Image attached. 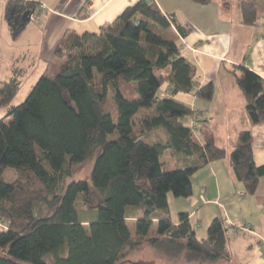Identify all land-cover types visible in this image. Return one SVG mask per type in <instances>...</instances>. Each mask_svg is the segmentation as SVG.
I'll return each mask as SVG.
<instances>
[{
  "label": "trees",
  "instance_id": "1",
  "mask_svg": "<svg viewBox=\"0 0 264 264\" xmlns=\"http://www.w3.org/2000/svg\"><path fill=\"white\" fill-rule=\"evenodd\" d=\"M258 1L238 0L242 23L256 24ZM220 4L230 7L229 0ZM36 6L35 0L6 1L13 36L28 21L23 14ZM188 32L173 13L138 0L96 32L65 34L21 103L8 105L20 85L16 75L2 81L0 264H123L145 244L199 264L231 258L233 226L223 218L213 217L203 238L186 211L170 218L168 193L188 198L192 175L212 161L228 157L248 194L264 175V164L253 160L248 129L227 149L214 133L218 126L176 97L193 92L208 101L214 94L213 83L200 85L196 66L181 52L178 39ZM229 69L249 120L264 122V78L242 64ZM196 123L203 124V140L195 136ZM168 149L183 153L186 165L167 170L161 158ZM87 161L89 177L70 180ZM7 168L14 170L11 182L2 179ZM129 206L142 216L129 214ZM77 207L95 208V219L81 221Z\"/></svg>",
  "mask_w": 264,
  "mask_h": 264
},
{
  "label": "crops",
  "instance_id": "2",
  "mask_svg": "<svg viewBox=\"0 0 264 264\" xmlns=\"http://www.w3.org/2000/svg\"><path fill=\"white\" fill-rule=\"evenodd\" d=\"M1 1L5 20L7 0ZM35 1L37 6L19 35L13 36L5 22L11 38L14 41L26 38L27 45L35 47L33 57L45 63L46 68L47 61L65 34L96 32L112 24L127 6L138 0ZM152 1L163 12L173 13L189 28L188 34L178 39L181 52L196 66L197 82L200 85L212 82L214 85L213 97L208 100L210 104L196 98L193 92L180 93L176 97L218 126L214 133L222 138L227 149L236 142L239 131L248 129L252 136L253 160L257 165H263L264 122L253 124L249 120L243 96L229 68L242 64L264 78V0L257 2L255 25L241 22L237 4L234 8L231 0L228 10L221 7L220 0H211L205 5L191 0ZM214 106L221 119L216 117ZM202 125L196 123L198 140H203ZM196 173L200 175L201 187H193L184 209L190 220L206 209L207 214L211 213L206 227L215 216L223 218L226 225L233 226L228 241L231 258L223 263L264 264V175L259 178L255 192L248 194L244 185L234 179L228 157L208 163L193 175ZM197 222L195 233L203 220L198 219ZM243 225H249L251 231H235Z\"/></svg>",
  "mask_w": 264,
  "mask_h": 264
},
{
  "label": "rangeland",
  "instance_id": "3",
  "mask_svg": "<svg viewBox=\"0 0 264 264\" xmlns=\"http://www.w3.org/2000/svg\"><path fill=\"white\" fill-rule=\"evenodd\" d=\"M234 8H236L237 0H231ZM2 1L0 0V90L3 87L2 81L7 80L8 77L16 75L19 79L20 85L19 88L10 101L8 105H17L21 103L27 94L29 93L31 87L37 81L39 76L44 71V64L38 60V58H34V49L35 47L31 44V47L27 45L26 38H18L14 41L11 38V35L6 26V20L3 19V11H2ZM6 21V22H5ZM15 59V60H14ZM17 67V68H15ZM18 68H22L17 70ZM203 100V99H202ZM202 102V101H201ZM205 103H209L207 100H203ZM210 104V103H209ZM213 108L216 117H221L220 113L217 111L216 106ZM7 106L0 105V117L4 116L6 113ZM221 119V118H220ZM157 134L163 139H166L167 134L162 128L157 129ZM196 138H199L197 131L194 132ZM161 139V140H162ZM161 161L165 163V167L167 170L176 169L184 167L187 163V157L183 153H179L175 150L168 149L165 151L164 155L161 158ZM92 163L84 162L77 166L73 172L70 180H78V179H86L89 177V173L91 171ZM199 176L197 173L192 176V186L196 189L197 187H201L199 184ZM15 178L14 170L12 168H7L3 174L2 179L6 182H11ZM168 204L170 210V218L172 220L177 219V214L179 211H184L185 207H187V199L182 197H174L171 193H168ZM78 208V207H77ZM206 209L202 210L200 215H195L191 218L192 224L198 227V219L203 223L200 224L199 228L196 229V236L198 238H203L206 235V223L207 217L211 215L206 213ZM127 212L135 217L142 216V211L140 208L135 206L127 207ZM79 219L81 221H91L95 219L96 211L95 208H89L85 210H81L78 208ZM209 219V218H208ZM127 224L132 232L135 233L134 228V219L128 218ZM232 233V231H231ZM224 261H222L223 263ZM123 264H199L197 262H188L186 258L181 254L177 257H169L165 256L163 253L159 252L157 249L148 246H141L132 252H130L122 261ZM207 264H221L220 261L214 263ZM226 264V263H223Z\"/></svg>",
  "mask_w": 264,
  "mask_h": 264
},
{
  "label": "built area",
  "instance_id": "4",
  "mask_svg": "<svg viewBox=\"0 0 264 264\" xmlns=\"http://www.w3.org/2000/svg\"><path fill=\"white\" fill-rule=\"evenodd\" d=\"M240 230L241 231H246V232L249 231L250 232L251 228H250L249 225H243V226L240 227Z\"/></svg>",
  "mask_w": 264,
  "mask_h": 264
},
{
  "label": "water",
  "instance_id": "5",
  "mask_svg": "<svg viewBox=\"0 0 264 264\" xmlns=\"http://www.w3.org/2000/svg\"><path fill=\"white\" fill-rule=\"evenodd\" d=\"M31 13H33V10H30L29 12H25V13L23 14V17H24V16H28V19H29V15H30Z\"/></svg>",
  "mask_w": 264,
  "mask_h": 264
}]
</instances>
